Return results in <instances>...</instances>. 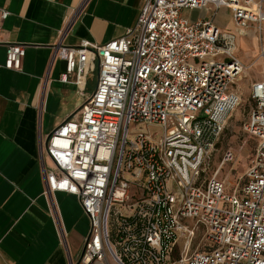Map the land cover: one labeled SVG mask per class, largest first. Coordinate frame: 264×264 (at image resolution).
Returning <instances> with one entry per match:
<instances>
[{
	"label": "built area",
	"instance_id": "built-area-1",
	"mask_svg": "<svg viewBox=\"0 0 264 264\" xmlns=\"http://www.w3.org/2000/svg\"><path fill=\"white\" fill-rule=\"evenodd\" d=\"M204 8L227 10L238 30L264 31V0H143L135 24L102 45L67 46L61 32L59 82L74 85L82 104L47 136L40 157L45 194L75 197L88 220L75 264H264V80L250 86L243 127L255 156L226 194L224 181L204 174L241 104L234 85L253 64L234 57V34L181 13ZM7 16L0 10V32ZM24 55L7 44L4 68L20 70ZM199 232L204 247L188 255Z\"/></svg>",
	"mask_w": 264,
	"mask_h": 264
},
{
	"label": "crops",
	"instance_id": "crops-1",
	"mask_svg": "<svg viewBox=\"0 0 264 264\" xmlns=\"http://www.w3.org/2000/svg\"><path fill=\"white\" fill-rule=\"evenodd\" d=\"M142 5L143 0H0V10L8 12L0 32V264L78 261L88 220L75 197L45 194L41 170V145L82 104L74 85L59 82L65 64L54 58V46L63 30L67 46L119 38L135 24ZM252 38V51H258ZM7 44L25 49L18 71L4 68ZM263 80L264 68L262 80L250 86Z\"/></svg>",
	"mask_w": 264,
	"mask_h": 264
},
{
	"label": "rangeland",
	"instance_id": "rangeland-1",
	"mask_svg": "<svg viewBox=\"0 0 264 264\" xmlns=\"http://www.w3.org/2000/svg\"><path fill=\"white\" fill-rule=\"evenodd\" d=\"M181 13L183 17L190 22L198 19L212 20L213 24L221 31L228 33L232 32L236 37L234 40V57L245 66L253 64L250 69L244 71L240 79L234 85L235 89L241 94V104L225 120L224 130L217 141L215 151L210 158L204 174L206 178L216 174L217 178L224 181L228 188L225 193L230 194L231 189L243 183L247 169L255 156L256 141L247 136L243 127L248 121L249 114L254 106L249 95L250 83L252 81L262 80L263 78L264 62L260 61L258 55L260 54L261 48L264 49V31L261 37H259L251 30H238L234 28L230 21V14L225 9H219L215 14L208 8H204L201 11L182 10ZM252 35L256 37L258 51H252L255 44ZM96 78L95 71L89 77L86 96H89L94 90ZM140 128H142V126L136 131L133 129L132 132H137L141 130ZM147 130L157 135L160 133V130L156 127H147ZM228 155H230L231 158L223 162V159ZM219 167L220 172L218 173ZM204 244L203 235L199 232L189 245L188 255L203 249ZM184 247L186 248L185 240L180 242L177 246V253L178 251L184 252ZM175 256H177L176 253Z\"/></svg>",
	"mask_w": 264,
	"mask_h": 264
},
{
	"label": "bare ground",
	"instance_id": "bare-ground-1",
	"mask_svg": "<svg viewBox=\"0 0 264 264\" xmlns=\"http://www.w3.org/2000/svg\"><path fill=\"white\" fill-rule=\"evenodd\" d=\"M243 66H245V65H243ZM246 67V66H245ZM220 172V167H219V171H218V173ZM218 173H217V175H218Z\"/></svg>",
	"mask_w": 264,
	"mask_h": 264
}]
</instances>
